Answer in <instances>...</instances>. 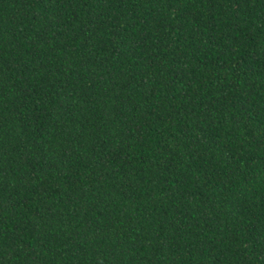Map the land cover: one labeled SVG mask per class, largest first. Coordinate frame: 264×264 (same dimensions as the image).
<instances>
[{"label": "trees", "instance_id": "1", "mask_svg": "<svg viewBox=\"0 0 264 264\" xmlns=\"http://www.w3.org/2000/svg\"><path fill=\"white\" fill-rule=\"evenodd\" d=\"M0 264H264V0H0Z\"/></svg>", "mask_w": 264, "mask_h": 264}]
</instances>
